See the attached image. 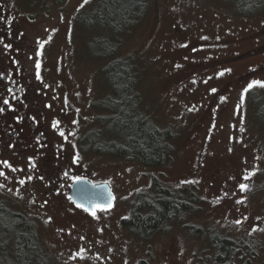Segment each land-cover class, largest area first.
I'll return each instance as SVG.
<instances>
[{"label": "rangeland", "instance_id": "1", "mask_svg": "<svg viewBox=\"0 0 264 264\" xmlns=\"http://www.w3.org/2000/svg\"><path fill=\"white\" fill-rule=\"evenodd\" d=\"M99 1L0 0L16 20L33 15L24 23L54 106L49 116L59 121V139L63 128L67 137L65 156L46 165L49 174L38 170L39 158L33 167L0 154V200L36 218L61 264H214L211 228L247 237L255 243L250 261L264 264V122L245 91L264 82V7L243 14L232 0H153L122 33L118 50L100 57L93 51H102L99 35L106 30L77 16ZM131 54L144 70L139 90L154 108L148 114L181 133L177 155L161 165L85 150V132L109 114L95 105L110 87L103 67ZM250 89L264 97V87ZM81 176L111 185V207H97L93 216L73 201L71 182ZM156 178L197 191L202 204L190 221L204 225V234L181 222L143 239L122 225L136 194Z\"/></svg>", "mask_w": 264, "mask_h": 264}, {"label": "trees", "instance_id": "2", "mask_svg": "<svg viewBox=\"0 0 264 264\" xmlns=\"http://www.w3.org/2000/svg\"><path fill=\"white\" fill-rule=\"evenodd\" d=\"M37 0H34L36 3ZM59 3L62 0H57ZM153 0H100L91 9L78 12L87 26L97 24L106 34L99 35L97 56L113 54L124 41L122 33L130 31L145 16ZM236 10L253 14L264 7V0H232ZM32 4V2H31ZM61 4V3H60ZM93 27V26H92ZM143 69L135 54L110 60L103 67L110 82L105 95L95 105L109 114L100 116L99 126L85 132V150L113 154L146 165H161L177 155L181 133L172 125L158 124L148 114L154 108L146 104L139 90ZM249 99L257 105V116L264 122V100L253 89ZM202 199L190 186L177 187L156 178L152 187L139 191L130 205L128 216L121 220L132 233L151 238L160 229L168 230L183 222L196 235L205 233L204 225L190 221ZM215 248L214 264H249L255 254L254 242L247 237H230L216 228L208 230ZM246 261V262H245ZM0 264H61L40 232L36 218L0 200ZM141 264H150L142 259Z\"/></svg>", "mask_w": 264, "mask_h": 264}, {"label": "flooded vegetation", "instance_id": "3", "mask_svg": "<svg viewBox=\"0 0 264 264\" xmlns=\"http://www.w3.org/2000/svg\"><path fill=\"white\" fill-rule=\"evenodd\" d=\"M32 17L16 20L0 5V108L4 109L0 112V154H6L4 158L15 156L18 163L30 166L39 158L44 167L38 170L49 174L46 165L54 164L55 156L64 157L66 149L62 147L64 137L57 135L59 126H52L56 120L49 113L54 106L46 94L41 64L34 59V44L27 37L24 20L29 22Z\"/></svg>", "mask_w": 264, "mask_h": 264}, {"label": "water", "instance_id": "4", "mask_svg": "<svg viewBox=\"0 0 264 264\" xmlns=\"http://www.w3.org/2000/svg\"><path fill=\"white\" fill-rule=\"evenodd\" d=\"M70 195L74 202L84 206L89 211H95L98 206L112 205L114 194L111 185L106 182H93L88 177H79L72 181Z\"/></svg>", "mask_w": 264, "mask_h": 264}, {"label": "snow or ice", "instance_id": "5", "mask_svg": "<svg viewBox=\"0 0 264 264\" xmlns=\"http://www.w3.org/2000/svg\"><path fill=\"white\" fill-rule=\"evenodd\" d=\"M84 3H88V0H84ZM4 46H5V48H11V45L10 44H5ZM41 47H42V45H41ZM182 47H184V45H182ZM36 66H37V68H39V66H40L39 63H37ZM177 67H179V65H177ZM225 71H229V70L226 69ZM218 75L223 76L224 75V72H220ZM37 78H39V74H37ZM254 85H259L261 87H264V82H261V81H253L252 83H250L248 85V88L245 89V91H247L248 89L252 88ZM45 86L47 87V85H45ZM9 91H11V89H9ZM212 91L215 92L216 89H212ZM4 104H8V100H4ZM3 111H4V109L3 108H0V112H3ZM73 123H76V121H73ZM58 124H59V121H54L53 122V125H52L53 128H57L58 127ZM59 135L61 137H64L65 139H67V137H65V133H64L63 130H60L59 131ZM73 146L75 147V145H73ZM78 159H79V156L77 155L76 157H74L73 163H75L76 161H78ZM2 163H3V165L5 167H11V165L9 164L8 161H3ZM32 166L35 167V165H32ZM13 171H15V169H13ZM4 175H5L4 172L0 171V176H4ZM245 178L247 179V177H245ZM28 179L31 180L32 177H28ZM41 179H43V178L41 177ZM24 183H25L24 180H21L20 181V184L21 185H23ZM0 187H3V185H0ZM240 187H241L242 190H244V189L247 188V185L241 184ZM238 203H240V201H238ZM108 207H111V205H109ZM85 211H88V209H85ZM92 215L95 216V212L94 211L92 212ZM236 223L239 224L241 222L240 221H236ZM254 231H255V229H254Z\"/></svg>", "mask_w": 264, "mask_h": 264}]
</instances>
